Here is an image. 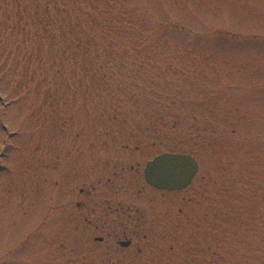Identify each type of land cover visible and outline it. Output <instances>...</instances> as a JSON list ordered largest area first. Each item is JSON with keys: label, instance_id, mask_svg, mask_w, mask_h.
Instances as JSON below:
<instances>
[{"label": "rangeland", "instance_id": "rangeland-1", "mask_svg": "<svg viewBox=\"0 0 264 264\" xmlns=\"http://www.w3.org/2000/svg\"><path fill=\"white\" fill-rule=\"evenodd\" d=\"M162 152L197 160L184 191L145 185ZM59 171L63 198L137 173L179 261L264 264V0H0V264H103Z\"/></svg>", "mask_w": 264, "mask_h": 264}, {"label": "flooded vegetation", "instance_id": "flooded-vegetation-1", "mask_svg": "<svg viewBox=\"0 0 264 264\" xmlns=\"http://www.w3.org/2000/svg\"><path fill=\"white\" fill-rule=\"evenodd\" d=\"M60 173H57L55 181L57 190L54 214L57 226L60 227L64 221L75 227L82 221L86 226L100 230L103 236L96 237V240L109 244L103 264H186L179 261L178 255L172 251L173 247L167 245L166 249L164 242L159 241L165 239L168 242L173 232L178 230L179 223L182 224L184 220L171 219L170 211L154 210L149 204L145 205V210L140 211V206L137 207L140 199L137 173L128 178L123 173L106 172L95 182L92 175L87 174V178L80 177L81 181L86 180V187L77 190L72 188L73 191L67 188L64 198ZM74 181L77 178L71 177L69 184L72 185ZM145 185L161 194L186 189L159 190L146 181ZM178 212L181 210L178 209ZM166 216L169 219H165ZM140 234H143L141 239ZM148 238H151L149 243ZM125 251H129V256L121 258Z\"/></svg>", "mask_w": 264, "mask_h": 264}, {"label": "water", "instance_id": "water-1", "mask_svg": "<svg viewBox=\"0 0 264 264\" xmlns=\"http://www.w3.org/2000/svg\"><path fill=\"white\" fill-rule=\"evenodd\" d=\"M198 171L196 159L189 154L162 153L146 163L144 178L160 190H182L188 187Z\"/></svg>", "mask_w": 264, "mask_h": 264}]
</instances>
